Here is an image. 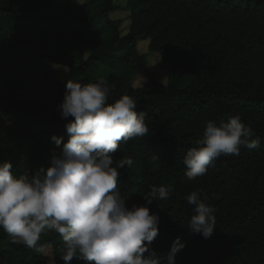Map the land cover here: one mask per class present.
<instances>
[{"label":"trees","instance_id":"trees-1","mask_svg":"<svg viewBox=\"0 0 264 264\" xmlns=\"http://www.w3.org/2000/svg\"><path fill=\"white\" fill-rule=\"evenodd\" d=\"M119 11L125 21L110 17ZM149 53L160 56L157 69ZM100 79L109 103L131 96L149 129L113 154L134 161L118 169L127 207L146 204L140 193L150 185L170 189L149 206L160 217L152 247L166 253L161 245L180 237L186 246L175 264H264V0H0V113L10 120L1 124L0 161L10 160L17 176L50 161L63 147L53 137L67 143L74 119L57 110L66 82ZM235 115L261 147L221 156L189 180L183 158L206 121ZM194 190L215 209L208 239L187 229ZM39 243L49 256L0 228V264H64L59 234L46 232Z\"/></svg>","mask_w":264,"mask_h":264},{"label":"clouds","instance_id":"clouds-1","mask_svg":"<svg viewBox=\"0 0 264 264\" xmlns=\"http://www.w3.org/2000/svg\"><path fill=\"white\" fill-rule=\"evenodd\" d=\"M55 67V65H53ZM108 82L80 83L68 80L64 99L58 105L66 124L67 143L53 137L59 152H53L50 166L14 175L10 160L0 161V228L13 243L40 252V237L59 234L64 242V264L73 260L86 264H175L186 246L177 237L168 252L159 253L152 244L159 235L160 217L150 205L169 197L166 186L150 185L140 195L144 205L127 207L118 190V169L131 167L132 157L115 159L121 142L145 136L149 129L145 113L137 112L135 100L125 94L109 103ZM238 115L217 125L206 121L183 158L186 177L204 176L214 160L238 156L241 147H261L259 138ZM115 165V166H114ZM193 206L188 221L190 233L210 238L216 229L215 209L208 197L194 190L186 196Z\"/></svg>","mask_w":264,"mask_h":264},{"label":"rangeland","instance_id":"rangeland-1","mask_svg":"<svg viewBox=\"0 0 264 264\" xmlns=\"http://www.w3.org/2000/svg\"><path fill=\"white\" fill-rule=\"evenodd\" d=\"M82 2H84V0H79V3H82ZM110 17H111L112 19H120V20H122V21H125V20L128 18V13H127V12H120V11H119V12H114V13H112V14L110 15ZM49 42H50L51 45H53V47H54L55 44H56V42H57V39H56L55 37H51V38L49 39ZM52 51H53V50H51L50 52H52ZM148 57H149V63H150V66H151L152 68L157 69V65H158V63L161 61L160 56H159L158 54H156V53H149ZM59 69H64V68H63V67H59ZM155 72H156V71H155ZM156 73H157L158 77H159V75H160V76L163 75V72L160 71V70H159L158 72H156ZM164 73L166 74L165 71H164ZM64 75H65V71H59V72H58V77H59L60 79H62V80H64V78H65ZM8 123H10V120H9L8 117H7V118L5 117L4 120H1L0 128H1V124L4 126V125H8ZM41 166H44V167H48V166H50V161H47V162L42 163ZM172 243H173V242L165 241V242L161 245V247L171 248ZM51 252H52L51 247H46V248L43 250V253H44L45 255H47V256H49V255L51 254Z\"/></svg>","mask_w":264,"mask_h":264},{"label":"crops","instance_id":"crops-1","mask_svg":"<svg viewBox=\"0 0 264 264\" xmlns=\"http://www.w3.org/2000/svg\"><path fill=\"white\" fill-rule=\"evenodd\" d=\"M6 116H4V115H2L1 113H0V123H1V120H4V118H5ZM7 118V117H6ZM9 124V123H8ZM2 134V129L0 128V135Z\"/></svg>","mask_w":264,"mask_h":264}]
</instances>
